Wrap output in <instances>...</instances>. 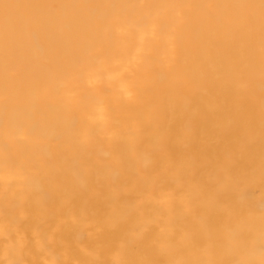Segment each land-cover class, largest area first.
<instances>
[{
	"label": "bare ground",
	"instance_id": "6f19581e",
	"mask_svg": "<svg viewBox=\"0 0 264 264\" xmlns=\"http://www.w3.org/2000/svg\"><path fill=\"white\" fill-rule=\"evenodd\" d=\"M0 264H264V0H0Z\"/></svg>",
	"mask_w": 264,
	"mask_h": 264
}]
</instances>
